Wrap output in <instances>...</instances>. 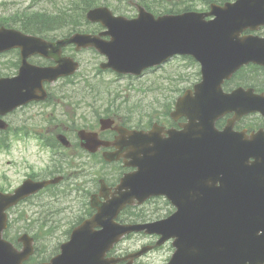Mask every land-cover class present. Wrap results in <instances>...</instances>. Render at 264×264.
Here are the masks:
<instances>
[{
	"label": "water",
	"instance_id": "obj_1",
	"mask_svg": "<svg viewBox=\"0 0 264 264\" xmlns=\"http://www.w3.org/2000/svg\"><path fill=\"white\" fill-rule=\"evenodd\" d=\"M207 16L214 18L205 21ZM86 18L100 22L107 29L100 35L109 36V41L74 34L48 44L0 29V52L28 46L22 47L18 77L0 80V109L11 111L21 103L42 99L36 94L43 92L44 81L73 74L78 63L58 56L60 48L71 43L77 50L96 48L107 58L100 68L119 74L140 75L174 55L191 56L200 64L202 81L194 87L193 96L186 92L176 101L171 118L187 120L180 131L156 125L149 132L131 131L127 137L118 131L121 139L113 145L119 151L104 153V158L109 162L129 158L127 165L136 171L125 174L111 197L105 196V202L92 203L97 213L72 231L70 240L60 246L59 255L42 264H113L115 260L105 259V253L131 231L160 235L157 245L173 238L176 250L167 264H264V134L247 139L231 129L232 122L243 115H264V96L255 95L251 89L239 88L230 94L221 90L223 81L241 66L252 63L264 67V38L240 37L246 30L257 31L264 26V0H237L222 7L212 4L206 14L185 12L155 18L141 11L130 21L114 17L106 8H96ZM34 53L53 58L57 65H28L26 58ZM228 112L236 119L217 131L215 121ZM100 123L102 129L113 124L111 120ZM92 136L79 135L89 152L106 146ZM58 181L27 180L13 193H0V264H23L34 252L33 239L27 234L17 240L22 245L20 250L3 238L5 211ZM158 195L178 208L167 219L137 226L115 223L125 206ZM95 226L101 229L95 231Z\"/></svg>",
	"mask_w": 264,
	"mask_h": 264
},
{
	"label": "rangeland",
	"instance_id": "obj_2",
	"mask_svg": "<svg viewBox=\"0 0 264 264\" xmlns=\"http://www.w3.org/2000/svg\"><path fill=\"white\" fill-rule=\"evenodd\" d=\"M15 2L14 6L0 5V17L12 12L21 11V4L29 0H7ZM33 11L55 12L58 8L66 6L71 0H35ZM195 2V10L200 11L202 4L198 0H181L177 7L182 9L183 4ZM116 14L124 15L134 12L128 6L119 5L114 0L107 4ZM86 30L93 29L85 26ZM264 34V31L262 32ZM73 54V52H72ZM76 60L80 63L77 73V87H66L70 93H77L80 97V107L77 115H82L94 121L95 117L114 115L131 127L148 128L150 120L156 119L165 102L174 100L178 96L177 89H186L198 82V68L190 65V61L180 57L169 60L161 67L145 72L139 78L119 77L109 71L99 72L98 65L104 61L93 51L75 53ZM69 112V111H68ZM155 121V120H153ZM84 123V120L82 121ZM37 142L29 140L23 145L18 140L11 144L8 153L0 151V189L9 191L14 189L23 179L24 167L30 166L35 173L42 168H54L50 163V154L37 152ZM32 152L31 157L29 153ZM94 160L82 157L81 168L76 176L62 184L61 188L41 196H37L17 206L10 212L11 227L6 232V239L18 237L22 229L35 233L38 237L36 243L35 262L49 260L58 252V246L67 241V223L72 222L73 216L80 215L86 208L84 206L85 188H89L97 173L110 174L109 170H102ZM67 172H73V165L67 166ZM5 177L6 179H3ZM77 188V190H75ZM145 220H156L167 216L169 205L161 198L153 199L142 207L134 210ZM55 222H59L56 226ZM43 226L48 227L44 229ZM155 238L135 236L122 243L118 249L136 251L144 245L154 243ZM172 253L170 244L155 248L143 256L140 264H165Z\"/></svg>",
	"mask_w": 264,
	"mask_h": 264
},
{
	"label": "flooded vegetation",
	"instance_id": "obj_3",
	"mask_svg": "<svg viewBox=\"0 0 264 264\" xmlns=\"http://www.w3.org/2000/svg\"><path fill=\"white\" fill-rule=\"evenodd\" d=\"M112 0H96L99 5L110 4ZM119 5L128 6L134 12L133 15L123 13H117L118 15L125 16L127 18H134L137 13V6H141L147 11L158 10L163 4L175 5L181 0H114ZM2 6L6 4L14 6L15 2L7 0H0ZM35 0H29L21 4L20 13L12 12L0 17V29L5 28L9 30H16L21 32L23 35L34 36L32 31V18L33 6L35 5ZM0 4V5H1ZM62 8V7H61ZM110 9V7H109ZM152 12V11H151ZM116 14V15H117ZM94 27L89 32L91 35H98L103 32V28L99 23L93 24ZM64 30L62 27L59 28H44L43 26L39 29L40 32H46L45 37L42 34H37V36L47 42H56L67 37V35L60 34ZM36 36V35H35ZM23 48H27V45H22ZM21 48V49H23ZM20 48H10L0 52V79H12L17 77L18 70L22 64V50ZM73 52V54H72ZM77 52L76 47L72 44L66 45L58 51V56L73 57ZM26 61L29 65H39L44 67H51L55 65L54 60L44 58L38 54L29 56ZM256 68L258 71L262 72V75L258 80L252 79L251 84H248L244 88H252L255 94L264 95V68L248 65L246 69ZM3 75V76H2ZM76 76L70 78H57L53 82L42 83L43 92H38L37 96H43L42 99L33 100L26 102L24 104L18 105L13 110L2 113L3 109H0V151L8 153L11 150V144L14 140L20 141L23 145H26L29 140L34 139L37 142V152L42 154H50V163L54 167L52 173L49 172V167L42 168L39 172L35 173L33 169L28 165L24 167L27 172L23 176V179L17 184L20 185L27 179H32L34 181H43L46 178L59 176L62 178L63 182L71 179L74 174L80 172L81 163L80 159L85 157L86 159L96 158L101 162L102 152H112L114 148L111 146H102L100 153L93 157L84 149H82V142L79 134L82 130L91 133H97V138L102 141H107L108 143L113 142L115 137L118 135L117 131L114 129H108L105 131L101 130L99 124L100 117H95L94 121L88 120L82 115H77V109L80 107V97L78 94L70 93V89L66 87H77ZM234 78L223 83V91L225 93H231L233 90L237 89L242 85L240 80L234 82ZM193 86V85H192ZM190 88V87H189ZM69 111V112H68ZM234 113L226 115L218 123V127L221 129L229 119H232ZM115 123L113 126H122L127 128V125L123 120L119 118H114ZM84 120V123L82 121ZM235 131H245L247 135L255 133L259 130L264 131V117L262 118L259 114H252L243 117L240 121L234 124ZM32 157V152L29 153ZM96 166V163H94ZM103 164V163H101ZM67 166L73 165V172H67ZM107 169L111 171L110 173L114 177V181L111 183L106 182V185L113 191L114 186L119 182V179L125 172H129L132 169L123 168L121 162L106 163ZM122 169V170H121ZM3 179H6L3 177ZM113 180V179H112ZM84 195L98 194L99 185L92 183L89 188L83 190ZM111 193V192H109ZM99 197V195H98ZM103 200L102 198H97ZM98 200H93L94 204H97ZM175 211L174 207L169 206L168 215ZM96 213L95 210L84 211L82 214V221L90 219ZM122 217L125 216L127 220L122 218L117 219L119 223H143L140 219V215L135 211H123ZM138 215V219L135 220L133 216ZM166 217V216H165ZM80 222V223H81ZM135 236L145 237L143 234H133L128 236L122 243ZM157 238V237H152ZM117 245L116 249L107 255V257L122 258L127 256L130 252L125 249H118L122 244ZM152 245V244H150ZM118 264H124L123 262Z\"/></svg>",
	"mask_w": 264,
	"mask_h": 264
},
{
	"label": "trees",
	"instance_id": "obj_4",
	"mask_svg": "<svg viewBox=\"0 0 264 264\" xmlns=\"http://www.w3.org/2000/svg\"><path fill=\"white\" fill-rule=\"evenodd\" d=\"M95 5L94 0H80L73 6L69 5L61 8L56 13H33L31 18L32 22V33L40 32L39 29L43 26L44 28H65V32L71 33L83 24L84 13ZM37 238V235H35ZM35 263V260H32ZM39 264V262H38Z\"/></svg>",
	"mask_w": 264,
	"mask_h": 264
},
{
	"label": "bare ground",
	"instance_id": "obj_5",
	"mask_svg": "<svg viewBox=\"0 0 264 264\" xmlns=\"http://www.w3.org/2000/svg\"><path fill=\"white\" fill-rule=\"evenodd\" d=\"M3 76V75H2Z\"/></svg>",
	"mask_w": 264,
	"mask_h": 264
}]
</instances>
